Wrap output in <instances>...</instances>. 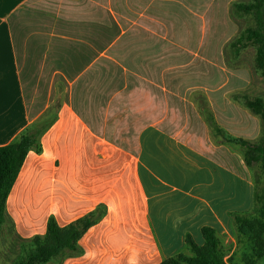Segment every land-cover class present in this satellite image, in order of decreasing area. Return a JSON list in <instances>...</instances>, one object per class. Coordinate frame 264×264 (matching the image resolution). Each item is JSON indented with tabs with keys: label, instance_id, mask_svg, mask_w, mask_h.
<instances>
[{
	"label": "crops",
	"instance_id": "obj_1",
	"mask_svg": "<svg viewBox=\"0 0 264 264\" xmlns=\"http://www.w3.org/2000/svg\"><path fill=\"white\" fill-rule=\"evenodd\" d=\"M101 1L0 0V147L50 117L40 149L30 151L7 198L5 225L29 243L45 236L51 218L67 227L104 208L79 241L82 254L54 264H161L192 256L188 236L201 247L204 227L227 232L235 203L253 198L249 168L242 153L204 137L208 125L200 116L184 120L188 103L180 92L156 89L149 80L147 115L136 111L131 141L97 131L92 110L110 108L126 92L137 99L146 80L128 79L131 69L111 57L128 33ZM149 44V52L157 50ZM108 62L120 66L114 77ZM229 93L220 88L215 94L218 126L258 143L261 117H240ZM157 102L165 117L156 116ZM242 121L248 124L241 135ZM250 254L235 249L227 264H236L238 255L244 264Z\"/></svg>",
	"mask_w": 264,
	"mask_h": 264
},
{
	"label": "rangeland",
	"instance_id": "obj_2",
	"mask_svg": "<svg viewBox=\"0 0 264 264\" xmlns=\"http://www.w3.org/2000/svg\"><path fill=\"white\" fill-rule=\"evenodd\" d=\"M251 1L253 0L101 1L111 7L121 27L128 33L124 44L114 50L111 57L131 69V73L128 72L130 75L128 79L132 76L134 81L145 79L142 77H146V80L141 85L137 99L136 95L133 97L128 92L122 93L116 97L110 108L107 105L102 106L100 100L103 99L95 96V106L101 105L98 109L92 110V121L97 131L118 136L120 141H131L127 133L131 126L130 122L137 115L136 111H140L138 115H147L148 99L144 89L147 88L148 80L156 89L162 90L166 87L168 91L172 89L180 92L188 103L187 117L184 120L199 121L200 116L208 125L203 133L204 137L208 136L215 143H223L217 133L216 118L221 99L215 94L220 88L224 92H230L227 97L231 103L239 107L237 109L240 117L246 121L249 115L254 117L244 106V101L238 100L237 96L247 95L250 98L264 99V75L256 63L258 45L245 43L246 45L239 47V51L232 47L246 29L258 28L253 15L240 17L234 13V4ZM148 43L153 45L151 47H157V50L149 52ZM115 64L104 63L106 72L113 77L120 68ZM98 87L99 83H96L97 91L94 90L96 94ZM108 87L107 91L115 88L109 82ZM134 91L137 89L132 93ZM161 96L160 98H165ZM167 98L171 102L170 98ZM159 102L155 103L156 116L165 117L167 113L160 108ZM168 114L170 121L172 113L169 111ZM49 119L50 117H47L44 121ZM254 119H250L253 126ZM44 124L41 122L39 126ZM247 124L245 121L239 124L241 135L244 134ZM261 137H264V133ZM230 146L238 155L241 154L240 148L231 144ZM204 149L206 150V147ZM248 177L253 187V198L248 197L244 203L241 199L238 200L232 214L259 219L255 194L261 193L264 189V173L257 166L249 168ZM222 212L225 213L224 209ZM232 214L231 229L219 235L223 239L222 252L226 255L236 249L237 253L251 251L252 254L254 245L249 236L238 232ZM232 237L234 241L231 240ZM31 252L30 244L20 241L9 226L4 225L0 229V264H21ZM224 260L227 262L226 257ZM234 261L236 264H242L241 256L238 255ZM244 264H255V261L249 258ZM256 264H264V257Z\"/></svg>",
	"mask_w": 264,
	"mask_h": 264
},
{
	"label": "trees",
	"instance_id": "obj_3",
	"mask_svg": "<svg viewBox=\"0 0 264 264\" xmlns=\"http://www.w3.org/2000/svg\"><path fill=\"white\" fill-rule=\"evenodd\" d=\"M237 16L253 15L258 28L246 29L232 47L239 51L245 43L258 45L256 63L264 75V0L236 3L233 6ZM244 101V106L253 114L260 116L264 124V99L250 98L247 95L238 97ZM45 123L43 126L39 124ZM50 122L41 120L18 135L9 145L0 147V229L6 224L5 209L7 198L15 184L26 157L33 149H40V138L49 127ZM217 133L222 138V144L240 148L244 162L248 168L259 166L264 173V137L258 143L229 135L218 126ZM260 218L249 219L241 215H234L233 220L238 232L249 236L254 245V251L246 259H253L255 264L264 257V189L255 194ZM105 213L99 208L67 227H60L54 218L47 225L44 237H36L29 242L32 252L21 264H54L67 255H80L82 249L79 241L85 233L93 227ZM204 245L198 246L191 236L187 237V245L192 256L179 254L169 258L161 264H227L226 255L221 249V240L217 231L211 227L202 229Z\"/></svg>",
	"mask_w": 264,
	"mask_h": 264
}]
</instances>
